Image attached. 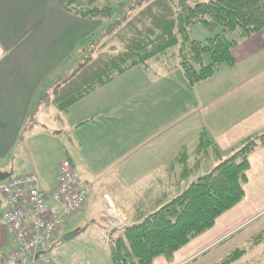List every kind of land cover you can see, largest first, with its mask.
<instances>
[{"label": "crops", "instance_id": "1", "mask_svg": "<svg viewBox=\"0 0 264 264\" xmlns=\"http://www.w3.org/2000/svg\"><path fill=\"white\" fill-rule=\"evenodd\" d=\"M68 1L0 0V164L15 149L20 154L28 149L33 172L52 191L69 159L89 188V199L42 255L53 264H113L104 241L111 230L136 222L159 202L167 204L215 167L213 156L182 179L186 160L192 167L199 157L202 135L226 158L247 138L264 133V31L240 42L234 67L200 85L190 86L178 63L163 56L97 89L57 119L54 108L38 105L41 97L78 65L81 46L110 24L66 11ZM101 1L113 8L130 0ZM30 124L34 127L21 142ZM183 150L186 159L176 163ZM51 162L52 178L46 168ZM245 191L242 203L172 262L158 258L154 264H191L264 214V147L250 157ZM76 230L75 238H90L88 245L64 249V236ZM11 242L8 250L16 246Z\"/></svg>", "mask_w": 264, "mask_h": 264}, {"label": "trees", "instance_id": "2", "mask_svg": "<svg viewBox=\"0 0 264 264\" xmlns=\"http://www.w3.org/2000/svg\"><path fill=\"white\" fill-rule=\"evenodd\" d=\"M118 7L123 14L114 19V9L101 0H69L65 5L66 11L78 17L110 24L97 40L81 46L78 65L41 97L38 105L54 108L57 119L97 89L163 56L178 60L190 86L200 85L222 68L234 67L235 48L264 31V0H130ZM195 25H202L211 34L205 43L191 39L190 28ZM227 34H237L238 39H228ZM174 48L178 51L171 52ZM32 127L28 126L22 141H26ZM263 147L264 133L255 134L224 158L218 147L202 135L199 157L192 167L186 160L182 179L213 156L215 167L167 204L159 202L153 210L140 214L136 222L111 230L104 241L112 263L154 264L158 258L172 262L176 253L213 229L220 217L244 201L250 157ZM187 155L183 150L175 162ZM3 203L0 194V210ZM263 240L264 231L252 238L255 245ZM10 244V230L0 224V253ZM244 254L237 248L216 264H232Z\"/></svg>", "mask_w": 264, "mask_h": 264}, {"label": "built area", "instance_id": "3", "mask_svg": "<svg viewBox=\"0 0 264 264\" xmlns=\"http://www.w3.org/2000/svg\"><path fill=\"white\" fill-rule=\"evenodd\" d=\"M4 205L0 224L6 225L16 246L3 254L1 264H53L48 255L66 222L89 199V188L66 159L55 190H45L37 175L12 176L0 187Z\"/></svg>", "mask_w": 264, "mask_h": 264}, {"label": "rangeland", "instance_id": "4", "mask_svg": "<svg viewBox=\"0 0 264 264\" xmlns=\"http://www.w3.org/2000/svg\"><path fill=\"white\" fill-rule=\"evenodd\" d=\"M192 3L197 2H205L209 0H190ZM119 7L115 6L114 9V18L118 19L122 16L123 11L120 12ZM121 15V16H120ZM114 21V19H113ZM190 37L192 40L200 41L205 43L208 38L211 37V34L208 33L207 30L202 25H195L190 28ZM228 39H238V35H230L227 34ZM178 48H174L171 52H177ZM170 60V64L173 62H177V59L168 58ZM209 62V59H207ZM48 127H50L48 125ZM23 142V141H21ZM20 142V143H21ZM19 150V149H18ZM19 152V154H18ZM22 152V151H21ZM32 152L25 149L22 154L20 151H13L7 160L4 163L0 164V173H8L12 174L14 177L20 175H37L33 172V160ZM62 158L57 157L55 162H61ZM53 162H51L47 168L50 178H52L54 174L53 167L51 166ZM56 163V164H57ZM38 176V175H37ZM39 177V176H38ZM1 187V182H0ZM260 231H264V214L258 215L257 217H252L250 221H248L245 225L241 226L236 232L227 236L225 239L215 244L211 248H209L206 252L201 254L195 261L191 264H216L220 262L228 253L232 250L240 248L244 250L245 254L236 262L232 264H264V240L260 242V244L255 245L252 241L253 236L260 233ZM11 240L13 239V235L11 234ZM83 235V234H82ZM79 235V237L75 238L71 242H65L64 240L61 242L62 247L70 248V247H85L87 246V242L89 243V237ZM12 245V242L11 244ZM9 250L0 253V258L3 254H6Z\"/></svg>", "mask_w": 264, "mask_h": 264}, {"label": "water", "instance_id": "5", "mask_svg": "<svg viewBox=\"0 0 264 264\" xmlns=\"http://www.w3.org/2000/svg\"><path fill=\"white\" fill-rule=\"evenodd\" d=\"M11 176H12V174L0 173V182H4L5 180L10 178ZM77 234H78V230L70 232L64 236V240L66 242H69V241L73 240Z\"/></svg>", "mask_w": 264, "mask_h": 264}]
</instances>
